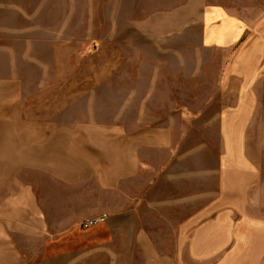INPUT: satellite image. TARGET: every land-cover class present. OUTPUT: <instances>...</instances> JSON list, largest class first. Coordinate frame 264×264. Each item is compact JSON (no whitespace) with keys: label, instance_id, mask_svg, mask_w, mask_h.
Instances as JSON below:
<instances>
[{"label":"rangeland","instance_id":"374dc122","mask_svg":"<svg viewBox=\"0 0 264 264\" xmlns=\"http://www.w3.org/2000/svg\"><path fill=\"white\" fill-rule=\"evenodd\" d=\"M1 82L82 146L20 170L5 264H264V0H0Z\"/></svg>","mask_w":264,"mask_h":264},{"label":"crops","instance_id":"0c3cea01","mask_svg":"<svg viewBox=\"0 0 264 264\" xmlns=\"http://www.w3.org/2000/svg\"><path fill=\"white\" fill-rule=\"evenodd\" d=\"M223 24L216 25L217 29L210 25L204 29L206 42L227 44L229 34L237 32L240 28L236 22L231 24L228 20ZM13 86L7 85L8 88L5 89L4 83H0V264H5L13 255L12 249L5 247V242L14 240L12 235L20 232V225L28 228L29 224L35 223V220L30 221V215L25 213V209H34L36 197L30 195L31 191L20 190L18 179L20 170L27 168L28 171H33L37 160L44 161L45 169H57L63 166L67 170L69 166L81 163L79 158L71 156L78 155L77 151H82V146L81 148L69 146V144L74 145L73 140L77 139H69L70 137L65 136L67 134L57 138L58 136L54 137V133L49 132L37 143L40 132L36 130L44 128L45 125L50 126L51 123L20 120L19 106L15 105L13 98L8 97L5 100L6 96L13 95L5 96L4 91L10 90L9 87ZM257 95L262 96L261 89L257 90ZM40 135L43 137L42 133ZM58 135L60 136L59 133ZM64 155L65 157H60ZM245 155L247 156H243V160H264V152L253 157L248 156L247 153ZM54 161L60 162L53 165Z\"/></svg>","mask_w":264,"mask_h":264},{"label":"built area","instance_id":"2783aa9c","mask_svg":"<svg viewBox=\"0 0 264 264\" xmlns=\"http://www.w3.org/2000/svg\"><path fill=\"white\" fill-rule=\"evenodd\" d=\"M104 219H105V216H101V217H99V218H90V219L85 220V221L83 222V227H84V228L92 227V226H94V225H97V224L103 222Z\"/></svg>","mask_w":264,"mask_h":264}]
</instances>
